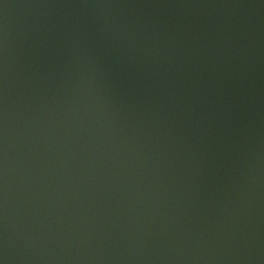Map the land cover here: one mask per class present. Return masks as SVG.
I'll return each instance as SVG.
<instances>
[{
    "label": "water",
    "instance_id": "obj_1",
    "mask_svg": "<svg viewBox=\"0 0 264 264\" xmlns=\"http://www.w3.org/2000/svg\"><path fill=\"white\" fill-rule=\"evenodd\" d=\"M0 264H264V0H0Z\"/></svg>",
    "mask_w": 264,
    "mask_h": 264
}]
</instances>
